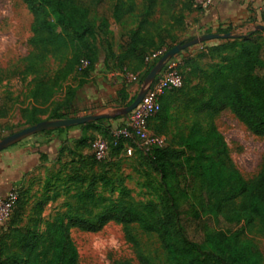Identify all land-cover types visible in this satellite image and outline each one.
Returning <instances> with one entry per match:
<instances>
[{
  "label": "rangeland",
  "instance_id": "374dc122",
  "mask_svg": "<svg viewBox=\"0 0 264 264\" xmlns=\"http://www.w3.org/2000/svg\"><path fill=\"white\" fill-rule=\"evenodd\" d=\"M143 1L134 0V14L141 10ZM93 2L91 17H95L96 31L80 46L79 62L73 65L67 79L58 83L61 87L51 104H34L36 75L0 74V141L32 126L33 117L48 120L55 108L60 119L113 114L135 100L148 71L174 46L211 33H232L238 38L204 41L170 58L157 75V88L160 80L173 71L178 73L180 84L162 88L154 98L156 111L143 120H134L133 110L112 119L38 132L0 151V256L18 240L20 229L41 233L56 214L66 212V176L75 171L111 180L110 185H99V195L117 200L120 190L127 188L137 202H153L161 208L166 194L160 174L147 160L145 145L152 142L177 148L195 120L206 124V113L200 111L197 99L205 78L223 64L231 44L239 45L244 36L257 31L256 26H264V0H179L174 11L151 17L157 28L146 45H141L142 54L123 61L122 39L139 29L137 18L127 15L118 22L113 17L115 0ZM33 21L24 0H0V67L17 72L23 69L21 59L32 50ZM260 42L264 47V33ZM65 65L66 60L49 58L37 76L55 77ZM70 91L74 92L73 100L63 104ZM164 106L169 112L165 125L156 120ZM215 124L235 166L246 180L253 179L264 159V137L253 135L229 110L216 116ZM191 202L190 197L183 208H189ZM217 227L227 228L223 222H212L209 228ZM236 228L243 230L244 238L253 241L264 257V234L259 225L242 224ZM131 232L143 249L158 250L155 235H147L137 226H132ZM70 233L79 253L78 264H116L122 260L138 264L136 250L119 223L111 221L97 233L78 228H71ZM201 233L196 226L191 229L193 237L199 238Z\"/></svg>",
  "mask_w": 264,
  "mask_h": 264
},
{
  "label": "trees",
  "instance_id": "16d2710c",
  "mask_svg": "<svg viewBox=\"0 0 264 264\" xmlns=\"http://www.w3.org/2000/svg\"><path fill=\"white\" fill-rule=\"evenodd\" d=\"M24 1L34 17L32 50L21 59L22 70L0 67V74L36 75L32 99L34 104L45 106L52 103L60 89L58 83L67 79L73 65L79 62L80 46L96 31L95 17H91L94 2ZM115 1L116 21L134 15L139 22L137 31L123 36L120 47L123 61L142 54L141 45H146L152 30L157 28L151 17L168 14L179 5V0H144L141 10L134 14V0ZM263 33L253 31L239 45L231 44V52L223 58V64L205 78L197 99L200 111L206 113V124L195 120L177 148L152 142L145 145L147 160L160 174L166 194L161 208L153 202H137L127 188L120 190L117 200L99 195V185L107 186L112 181L99 174L89 176L75 171L66 176L69 184L66 212L56 214L41 233L20 229L18 240L0 256V264H78L79 253L71 228L97 233L111 221L123 226L127 240L136 250L138 264H264L260 248L236 228L242 224L259 225L264 234V159L259 173L246 180L215 124V117L229 110L253 135L264 137V47L260 42ZM49 58L66 60V65L55 77L39 78L37 75ZM157 82L158 77L151 88ZM73 98L74 92L70 91L63 104H69ZM60 118L55 108L48 120ZM168 118V107L164 106L156 120L165 125ZM31 121L35 125L44 120L33 117ZM190 197L192 202L184 209ZM212 222H223L227 228L210 229ZM132 226L155 235L158 250L143 249L131 232ZM195 226L202 231L199 238L191 235ZM116 264L133 263L122 260Z\"/></svg>",
  "mask_w": 264,
  "mask_h": 264
},
{
  "label": "water",
  "instance_id": "95a60500",
  "mask_svg": "<svg viewBox=\"0 0 264 264\" xmlns=\"http://www.w3.org/2000/svg\"><path fill=\"white\" fill-rule=\"evenodd\" d=\"M255 30L264 31V26L258 25L256 26ZM236 38H238V36L232 33H226L223 35L218 34V33H211V34H205L201 37H197L190 42H187L184 44H178L174 46L173 48H171L160 59L158 64L153 67V69L150 71V73L146 77L144 86L142 90L140 91L139 95L135 98V100L129 106L118 109L113 114H91V115L74 117V118H66V119H58V120H44L35 125L24 128L16 133H13L12 135L1 140L0 141V151L20 141L21 139L27 136H30L32 134L38 133V132L73 127L77 125L88 124V123L98 121L101 119H112L118 116L128 115L133 110H135L139 106V104L143 101V99L146 97L150 86L156 79L157 75L163 70L166 62L170 58H173L175 55L179 54L181 51L185 50L186 48L192 45H196L198 43L204 42V41H209V40H214V39H236Z\"/></svg>",
  "mask_w": 264,
  "mask_h": 264
},
{
  "label": "built area",
  "instance_id": "2783aa9c",
  "mask_svg": "<svg viewBox=\"0 0 264 264\" xmlns=\"http://www.w3.org/2000/svg\"><path fill=\"white\" fill-rule=\"evenodd\" d=\"M157 84L148 90L146 97L139 104V106L134 110L133 119L134 120H143L146 117H149L156 111V102L154 100L155 96L158 92L162 90V88H171L173 86H177L180 84V78L176 71L170 72L164 76L159 82L160 86L157 88ZM100 146V144H98ZM103 148V146L101 145ZM7 205H10V202H7Z\"/></svg>",
  "mask_w": 264,
  "mask_h": 264
}]
</instances>
